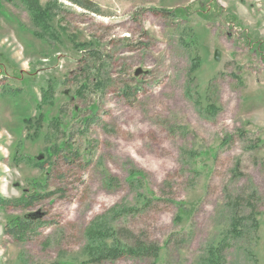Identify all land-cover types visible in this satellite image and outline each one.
Listing matches in <instances>:
<instances>
[{"label": "rangeland", "instance_id": "obj_1", "mask_svg": "<svg viewBox=\"0 0 264 264\" xmlns=\"http://www.w3.org/2000/svg\"><path fill=\"white\" fill-rule=\"evenodd\" d=\"M78 1L0 0V264H264V0Z\"/></svg>", "mask_w": 264, "mask_h": 264}, {"label": "trees", "instance_id": "obj_2", "mask_svg": "<svg viewBox=\"0 0 264 264\" xmlns=\"http://www.w3.org/2000/svg\"><path fill=\"white\" fill-rule=\"evenodd\" d=\"M72 4L77 5L81 8H88L86 5L82 3V1L78 0H72ZM160 13H166L164 11H160ZM170 16H174L172 13H168ZM125 96L128 98L130 95L126 91ZM53 193H48L44 195H30V196H22L20 199L9 202L0 199V206L1 207H7V206H15V207H23L28 208L34 205V203H38L40 200L46 199L50 196H52ZM43 217L35 218V217H25V218H16L12 222L6 224L4 226V233L7 234L10 238H12L16 242H25L28 241L30 238L35 237L39 234L40 230L47 225L46 222L42 221ZM137 249L141 250L140 253H136L138 257L147 256L149 254H153L155 251H157L156 248H153L151 251L147 248L143 247L140 248L139 246L136 247ZM137 251V250H135ZM128 254V253H127ZM122 254L119 253H113V257L117 258ZM216 256V255H214Z\"/></svg>", "mask_w": 264, "mask_h": 264}, {"label": "water", "instance_id": "obj_3", "mask_svg": "<svg viewBox=\"0 0 264 264\" xmlns=\"http://www.w3.org/2000/svg\"><path fill=\"white\" fill-rule=\"evenodd\" d=\"M214 60L215 61L219 60V53L217 51L214 53Z\"/></svg>", "mask_w": 264, "mask_h": 264}]
</instances>
